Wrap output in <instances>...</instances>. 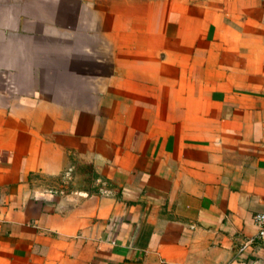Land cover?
Segmentation results:
<instances>
[{
    "label": "crops",
    "instance_id": "1",
    "mask_svg": "<svg viewBox=\"0 0 264 264\" xmlns=\"http://www.w3.org/2000/svg\"><path fill=\"white\" fill-rule=\"evenodd\" d=\"M257 213L264 0H0V264H264Z\"/></svg>",
    "mask_w": 264,
    "mask_h": 264
},
{
    "label": "built area",
    "instance_id": "2",
    "mask_svg": "<svg viewBox=\"0 0 264 264\" xmlns=\"http://www.w3.org/2000/svg\"><path fill=\"white\" fill-rule=\"evenodd\" d=\"M71 177H72V168H69L66 170L65 174H64V184L62 187H64V185L70 183L71 181ZM253 219L255 221V223L258 226V233L256 238H261L264 235V213H257L253 216ZM253 242V238H249L244 242V245H248L251 244ZM239 250H242V248H239Z\"/></svg>",
    "mask_w": 264,
    "mask_h": 264
}]
</instances>
